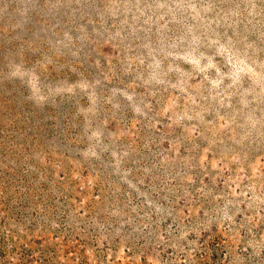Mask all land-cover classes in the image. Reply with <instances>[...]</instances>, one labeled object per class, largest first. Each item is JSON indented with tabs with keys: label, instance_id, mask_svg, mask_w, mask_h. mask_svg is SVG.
Returning a JSON list of instances; mask_svg holds the SVG:
<instances>
[{
	"label": "rangeland",
	"instance_id": "rangeland-1",
	"mask_svg": "<svg viewBox=\"0 0 264 264\" xmlns=\"http://www.w3.org/2000/svg\"><path fill=\"white\" fill-rule=\"evenodd\" d=\"M0 264H264V0H0Z\"/></svg>",
	"mask_w": 264,
	"mask_h": 264
}]
</instances>
